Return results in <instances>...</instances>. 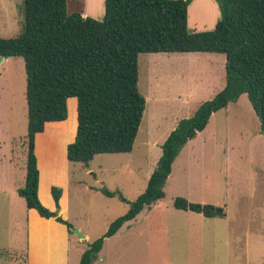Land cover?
<instances>
[{
  "label": "rangeland",
  "instance_id": "obj_1",
  "mask_svg": "<svg viewBox=\"0 0 264 264\" xmlns=\"http://www.w3.org/2000/svg\"><path fill=\"white\" fill-rule=\"evenodd\" d=\"M67 1L69 14L84 11L91 17L97 15L96 18L100 20L105 16V0ZM210 2L218 3L217 0ZM214 11L211 3L194 0L189 6L190 31L213 29ZM24 29L25 0H0V37H15ZM174 54L181 53H141L139 56V89L146 98V109L132 152L97 154L88 166L66 158L67 173L71 176L68 220L75 223L74 228H90L92 235L101 237L106 230L104 222L113 216L117 218L125 214L129 204L116 196L109 198L100 188L119 190L130 201L135 200L147 188L150 175L157 164L158 148L161 147L148 145L150 140L147 130L151 128L153 134H157V128H161L157 125L160 123L164 127L173 112H177L179 116H190L203 100L212 99L216 89L223 87L221 83L220 86L212 83L211 90L204 89L198 79L201 77L199 73H204L202 76L210 78L213 75L224 83L225 54L189 52L185 53L187 56H176V59ZM150 61L154 64H148ZM155 67L162 68L163 71L168 69L170 73H188L185 80H181L178 75L173 76L170 81L164 82L162 89L171 96L174 92L187 89L186 93L196 95V104L185 107L177 100L161 106L156 99V94L159 95L161 91L160 86H157ZM203 69L206 71L203 72ZM149 74L151 79L148 78ZM26 86L23 57H10L0 65V184H5L6 189L10 188L4 193L0 192V264H26V219L19 214V204L23 208L27 205L18 193V189L25 185L27 171ZM70 99L64 129L68 136L75 137L77 115L75 105L72 107L71 103L75 104L77 100L75 97ZM197 140L191 157L184 154L173 165L171 178L164 188L165 196L154 203L153 208V205L145 206L134 225L129 242L131 246L126 251L130 262L124 258L118 259L123 254L122 249H112L107 245L102 251L105 261H97L96 264L118 260L120 264H186L188 251L181 243L183 231L187 227L194 228L197 232L202 228L208 229L207 243L219 245L214 249L205 244L203 248L190 252L192 260L197 264L203 260L212 262L215 258L219 263L226 262V257L231 253L224 251L229 231L232 232V241L233 237L244 238L246 233L260 235L264 231V134L260 118L248 95H241L237 102H231L225 109L214 113L206 131ZM66 148L64 140L39 137L41 165H47L46 154L53 151L57 153L55 166H64ZM177 196H183L191 202L211 203L224 208L226 204L227 217L206 218L189 211H178L174 207ZM42 203L45 205L43 201ZM252 212L255 214L252 215ZM210 238L213 240H209ZM114 244L116 243L111 246ZM78 248L73 245V256L80 251ZM237 255L239 258L241 254L238 252Z\"/></svg>",
  "mask_w": 264,
  "mask_h": 264
},
{
  "label": "trees",
  "instance_id": "obj_2",
  "mask_svg": "<svg viewBox=\"0 0 264 264\" xmlns=\"http://www.w3.org/2000/svg\"><path fill=\"white\" fill-rule=\"evenodd\" d=\"M221 17L210 30L190 31L192 0H105V16L68 13L67 0H25V29L15 37H0V57L25 60L28 106L27 171L18 189L28 208L46 218L74 225L59 213L63 189L52 186L56 210L39 198L40 170L36 136L47 122L68 117V99H78L77 132L68 144L71 162L89 165L97 154L130 153L142 124L146 98L139 89L141 53L208 52L226 55V84L195 112L180 119L162 144V155L147 188L130 201L106 187L108 197L129 204L106 232L87 243L80 264H94L105 240L135 219L147 205L165 196V185L182 148L203 131L211 116L243 94L261 121L264 134V0H217ZM176 209L224 218L223 206L174 199Z\"/></svg>",
  "mask_w": 264,
  "mask_h": 264
},
{
  "label": "crops",
  "instance_id": "obj_3",
  "mask_svg": "<svg viewBox=\"0 0 264 264\" xmlns=\"http://www.w3.org/2000/svg\"><path fill=\"white\" fill-rule=\"evenodd\" d=\"M193 1L194 0H192V2ZM205 1L211 3V6L215 8V11L213 14L214 15L213 24L216 25L217 21L221 17L219 5L217 2L212 3V2H210V0H205ZM188 15H189V12H188ZM83 16H90V15H87V13H85L83 11ZM92 16H94L95 18L97 17V15H92ZM188 24H189V22H188ZM215 25H214V27H215ZM185 53H189V52H185ZM185 53L184 54L183 53L176 54V55L174 54V57L176 59V56L178 57V55H186L187 56L188 54H185ZM190 53H193V52H190ZM196 53H208V52H196ZM170 54H172V53H170ZM160 55H165V54H160ZM189 55H193V54H189ZM9 58L10 57L6 58L5 61ZM226 60L227 59H225V61L223 62L224 68H225V72H223L224 83H222V81L218 77H213V75H211L212 77L209 78L206 76H202L204 73H202V74L199 73V75H201V77L198 80L200 82V85L203 84V86H201V87H204V89L208 88V90H211L212 89V85H211L212 83L214 86H220V83H221V86H223V87H219V89H216L217 91H216V93L214 92V95L212 97H214L219 92L218 90H222L226 84ZM148 64L152 65V64H154V62L150 61ZM202 71L205 72L206 70L203 69ZM151 72H153V70H151ZM155 72H156V81H158L157 86H160L159 89L161 91V93L159 95L156 94V99H157V102L161 104V106L164 104H168V103H174L177 100L179 101L180 104H182L185 107H189L193 103H194V105L196 104V97H195L196 95L193 93H189V94L186 93L187 89H183L182 90L183 92H180V91L174 92V93H172V96H171V94H169L168 92H165V90L162 89L164 82L170 81V78H173V76L178 75L181 80H185V76H187L186 74H188V73H186V72H184V73L178 72L179 74L177 72L170 73L168 71V69L166 71L165 70L163 71L162 68L159 69L156 67H155ZM164 74L166 77L164 76ZM169 75H171L172 77H169ZM160 76H162V77H160ZM148 78L151 79L150 74H149ZM188 81H189V79H188ZM212 97H210V98H212ZM71 98H73V97H71ZM70 100H72V99L69 98L68 103ZM76 100H77V102L75 104H74V102H72L71 105H72V107H74V105H75L76 112H78L77 111L78 99L76 98ZM202 102H204V100ZM197 107L195 108V110L197 109ZM68 112H69V109H68ZM76 112H75V115H78V113H76ZM161 117H162V115H161ZM184 117H189V116H179V115H177V112L176 113L173 112L169 117L170 120L165 124L164 127H163V125L160 126V123L157 125L159 128L161 127L160 129L157 128V134L156 133L153 134V131L151 130V128H149L147 130V133H148L147 137L150 140L147 142L148 145H150L152 147L156 146L157 148L159 145L162 146V144L167 139V137L169 136L171 131L176 128L180 119H182ZM150 119L153 120V117L150 116ZM150 119H149V123L151 121ZM66 121H67V119L64 121L47 122L46 123L45 130L43 132L37 134V136H36V154H37V158H38V167L40 170L39 196L47 207H49L51 210H55L57 207H56V203H55V200L53 198V195L51 193V189H52V186H55V185L61 186L63 189V192H62V196L60 199V211H59V213L63 216L64 219L68 220L69 219V209H70V198L69 197H70V184H71L70 179H71V176L67 173L68 172L67 165H66V163H67L66 158L68 159L67 148L65 149L64 156H63V160H64L63 165L64 166L61 165V167L55 166L56 160H57V156H56L57 153L56 152L52 151V152H49L46 154L48 157V161H47V165H45V167L41 165V155L38 152V139H39V137H44V139H47V140L51 139V138L56 139V140H64L65 147H68V144L75 140L77 129L75 132V137L68 136L67 132L64 129ZM76 122L78 125V119ZM208 126H209V123H208L207 127ZM207 127L203 131H200L195 138L188 141V143L182 148L180 154L178 155V157L174 161L173 165H176L177 161L184 154H185V156H187L189 158L191 157L192 152L195 150V145H196V142L198 141L197 139L199 138V135L203 134L206 131ZM158 154H159V156H158L157 162L162 155V147L158 148ZM48 163H49V165H48ZM173 169H174V167L172 168V172H173ZM172 172H171L167 182L171 178ZM4 180L5 179L3 178V182H4ZM5 186H6L5 184L4 185L0 184V192L1 193H4L5 191L10 190L9 187H7V189H6ZM109 198H111V197H109ZM224 205L226 208V204H224ZM154 206L155 205H153L152 208ZM23 207L24 206H22V204L20 203L19 204V214L24 215V218L26 219V223H25L26 264H80V259H81L82 253L87 248V243L94 241L98 235L97 234L92 235V231L90 230V228L85 230V229H83V226H80L78 228L85 235V237L82 238L73 232L71 233L68 230L67 225L57 221L55 218H53V217L46 218V217L40 215V213L34 208H28L27 206H26V208H23ZM152 208H150V209H152ZM177 210L186 212V210H181V209H177ZM142 212L132 221L126 222L119 229V231L116 234H114L111 237H108L105 240L104 246H103L102 250L99 252L98 257L95 260L94 264H96L97 261H101V262L105 261V257L102 256L103 255L102 251L104 250V248L107 245H110L109 247H111L112 249H122L123 254L120 255V257L118 259L124 258L130 262V259H127L128 255L126 254V251L131 246L129 243V242H131V238H130L132 236L131 231H132L134 225L138 222L140 216L142 215ZM189 212L203 215L202 213H197V212H193V211H189ZM254 214H255V212H252V215H254ZM14 215L16 216L17 219H19V216L17 213H15ZM226 217H227V215H226ZM226 217H224V218H226ZM115 218H116V216H113V217L107 219L104 222V229L107 230L110 223ZM206 218H209V217H206ZM214 218H219V217H214ZM220 219H223V218H220ZM73 225H75V223ZM106 230L104 232H106ZM207 231H208V229L202 228V230L197 232L194 228H190V227H187V229L183 231L184 237L182 238L183 242L181 243V245H184V247H183L184 249L187 248L188 256H189L187 261H186V264H197L196 261L191 259L190 252L203 248L204 246H206L205 244H207L208 247L212 246V248H214V249L218 248L219 245L217 243L212 244V245L207 243V241H208V237H207L208 232ZM230 233H232V232L229 231L227 233L228 237L226 240V244L224 246V248H225L224 251L231 252L226 257V259H228V260L226 262L222 261L219 263V262H217V260L215 258V261L206 262L203 260L199 264H242L243 261H245V264H264V231L261 232L260 235H255V234L250 235V234L246 233V235H244V238H243V236L239 237V238L233 237L234 241H232V236ZM197 235L199 236L198 238H197ZM122 240L124 241L122 243L116 242V241L120 242ZM209 240L212 241L213 238H210ZM243 240L245 242H243ZM110 243L111 244L116 243V244H114V246H111ZM73 245L78 246L79 247L78 249H80V251L77 252L75 256H73V254H72L73 253L72 252ZM237 251L241 254V255H239V258L241 259L242 262H240V259L238 258V255H237L238 252ZM73 257H75V259H73ZM106 264H120V261L119 260L115 261V262L109 261V262H106ZM170 264H175V263L172 262Z\"/></svg>",
  "mask_w": 264,
  "mask_h": 264
},
{
  "label": "water",
  "instance_id": "obj_4",
  "mask_svg": "<svg viewBox=\"0 0 264 264\" xmlns=\"http://www.w3.org/2000/svg\"><path fill=\"white\" fill-rule=\"evenodd\" d=\"M5 59H6L5 56H1L0 57V64H2L5 61ZM72 232L75 233V234H77L78 236H80L82 238L85 237L84 233L81 230H79V229L73 228L72 229Z\"/></svg>",
  "mask_w": 264,
  "mask_h": 264
}]
</instances>
